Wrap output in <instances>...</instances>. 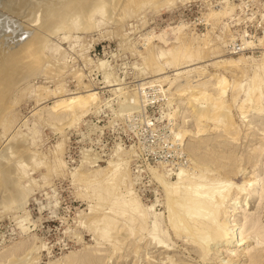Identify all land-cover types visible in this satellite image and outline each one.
<instances>
[{
  "label": "rangeland",
  "instance_id": "obj_1",
  "mask_svg": "<svg viewBox=\"0 0 264 264\" xmlns=\"http://www.w3.org/2000/svg\"><path fill=\"white\" fill-rule=\"evenodd\" d=\"M223 2L224 0H177L170 7L172 10L162 7L157 11L147 6L134 17L127 19L121 25L122 30H115L114 25H108L100 32L79 36L80 40L77 41L71 40L73 48H70L66 42L61 43L56 38H52V42L57 43L67 57L68 72L60 77L61 79H46L41 76L29 82L27 86H19L10 94L11 108L7 114V125L4 129H0V154L3 156L2 153L6 155L9 153L10 155L11 147L13 146V151L14 145L9 147V138L11 139L14 134L22 133L27 134L28 139L34 140L35 147L33 148L36 149L33 150L38 153L36 157L43 155V157L40 156L41 158H36L37 162L45 163L46 161V168L49 165L52 166L57 146L60 144L61 149L64 145L60 154L64 166L58 171L59 173L47 174L44 166L43 168L39 166L34 172H29L30 181L33 179L36 182L31 183L32 188L25 202L26 205L24 204L25 207L23 205L24 208L20 207L22 212L18 208L4 213V210L0 208V264H11L12 261L13 263L17 261L18 264H167L166 257L169 256L173 257L177 264H201L195 258L194 251L186 240H175L170 237L163 208L164 194L161 187L151 178L150 171L154 169L160 172L166 180L172 181L179 169L186 170L190 175L198 174L197 168L193 165L196 162L199 166L203 164L202 167L207 166L206 168H210V171H214L207 176L210 182L230 180L235 185H240L243 181H251L254 176H258V179H262L260 182L264 184V111L260 117L251 113L246 120L253 121L254 125L248 127L247 123L239 118L235 108H232L236 134L213 130L212 124H209L205 133L197 135V128L192 118L194 109L189 108V104L186 105L185 97H177L173 95V90L168 89L169 81L176 78L173 72L165 69L162 77H168V80L161 84L152 83L157 76L152 75L149 68L140 63L142 62L140 58L146 44H150H145L146 38L152 36L149 42H151L152 53L155 54L159 47L167 49L170 45L173 46L172 40H168V43L164 45L155 36L164 34L165 39L170 38L172 29L184 25L185 35H191L190 37L193 36L200 40L206 35L208 40H213V45L216 44L214 46L223 50L222 57L212 60H208L212 58L208 57L207 61L204 60L205 62L200 65L240 55L258 60L264 55V0H227V4ZM215 4L218 8L214 6ZM226 5L234 7L230 15L218 21L207 19L208 9L220 10L227 8ZM150 9L153 10L150 11ZM14 19L20 22L25 21L19 14L14 15ZM28 24L26 23L29 28L31 24ZM226 28L230 31L225 35ZM209 29L212 32H209ZM226 36L231 38L227 39ZM242 39L248 40L252 45L244 48ZM168 44L169 46L166 47ZM80 45L83 46L80 47ZM89 60L90 63L87 64ZM99 61L105 62L100 69L94 66ZM106 70L108 75L110 74L108 77L112 75L113 78L115 77L114 80L116 79L113 84L118 87L113 88H122L123 94H128L126 98L118 92L116 94L111 92L113 88H104V73L101 72H106ZM136 70L139 74L142 71L143 74L139 76ZM205 70L206 75L222 74L219 70L212 69L211 66H207ZM74 72L83 75V83L91 86L95 92L97 91L98 103L75 125L69 127L62 122L49 120L47 110L55 99L48 97L39 100L34 96L33 91L37 86L54 90L59 83H62L67 94H72L77 91L76 82L71 75ZM112 76L109 80L114 81ZM224 76L229 79V74H224ZM178 84L179 82L176 83ZM133 97H137L136 101H138L135 102L137 105L135 103L133 105ZM230 100L228 94L226 98L228 104L231 103ZM134 108H137L139 112L137 113L136 109L135 113ZM181 126L185 127L183 130L191 131L192 134L188 133L182 139L177 138L178 132L176 134V131L178 130L175 128ZM7 140L8 144H6ZM108 161L123 162L122 167L130 175L132 193L143 208L156 203L153 210L157 214L159 237L166 241L172 252L165 253L163 249L154 248L153 242L148 238L143 239L141 244H137V239L133 240L129 237L120 245V254L113 255L112 249L115 245L113 236L116 232L119 233L121 226L126 224L124 218L110 214L111 204L108 205L104 203V200L92 197V190L86 193L83 184L72 181V175L77 170L87 169V172L91 173L94 170L105 168ZM262 164L263 166H260ZM36 183L39 187L34 186ZM101 195L104 196V193L101 192ZM0 196L2 197L1 193ZM92 206L96 208V212L106 214L117 223V225L114 224L112 230L114 232L110 231L111 239L97 238L86 226L89 220V207ZM244 208L248 213L257 214L264 229V198L256 203L252 199ZM16 213V216H20L19 218H15ZM24 218H28L29 223ZM19 219L25 229L28 226L24 232L18 228ZM21 219L24 220L21 221ZM106 221L109 224V219ZM168 233L170 242L167 237ZM136 246L140 247L138 251L142 258L134 257ZM263 246L264 243L261 247ZM252 247V245L244 246L237 252L243 256L244 252ZM216 249L219 250L218 247H212L210 254L217 251ZM86 256H93L94 259L89 261ZM241 259L239 264L249 263L247 256ZM223 262L225 263V260Z\"/></svg>",
  "mask_w": 264,
  "mask_h": 264
},
{
  "label": "bare ground",
  "instance_id": "obj_2",
  "mask_svg": "<svg viewBox=\"0 0 264 264\" xmlns=\"http://www.w3.org/2000/svg\"><path fill=\"white\" fill-rule=\"evenodd\" d=\"M176 1L0 0V129H4L7 125V114H9L11 108L9 96L19 86H27L29 82L41 76H44L46 79H59L68 72L67 57L57 43L54 44L52 42V38H56L61 43L66 42L70 48H73L74 45L70 42L73 39L75 41L80 40L79 36L100 32L108 25H114L115 30H122L121 25L145 7H152L155 11L162 7L169 8L170 10V7ZM225 3L227 4V0H224L223 4ZM216 7L218 8V6ZM153 9H150V11ZM210 9H208L209 12L207 13V19L209 21L221 20L234 11V7L228 6L227 8H221L215 11H212L213 9L210 11ZM18 14L25 19L24 22H20L18 19L13 20L14 15ZM26 23L31 24L29 28ZM205 23L207 22L205 21ZM143 25L145 26V24ZM183 27L184 25L172 29V36L170 38L165 39L164 34L155 36L164 45L168 43V40H172V43H170L173 44V46L170 45L167 49L159 47L155 54L152 53L150 48L151 42L149 41H151L152 36L146 38L145 44H150H146V47L143 49L140 58L142 62L140 63H143L146 68H149V72L152 75L157 76V78L152 80V83L161 84L168 80V77H162L165 69L173 72L176 78L169 81L168 89L173 90V95L177 97H185L187 100L186 105L189 104L190 106L188 107L194 109L193 113L191 112L193 117L192 115L191 117L197 128V135L206 131L207 125L209 124H212L211 127L213 130H221L227 134H231V132L236 134L235 131L237 130H235L232 108H235L239 118L243 122H246L248 127L251 126L253 121L246 120V118L251 113L256 117H260L264 111V55L258 60L240 55L235 58L216 60L200 65L207 61L206 58L208 57H212L208 58V60L222 57L223 50L214 46L216 44L213 45V40H208L206 35L201 40L199 38H193V36L190 37L191 35H185L183 33ZM221 28L222 30L224 29V27ZM209 30V32H212L211 29ZM229 31L227 29L224 31V34H228L227 32ZM225 35L223 36L222 34V37L225 38ZM229 38L231 37H227V39ZM242 44L244 48L252 45L251 42L243 39ZM82 46L80 45V47ZM79 53L81 52L79 51ZM104 61L97 62V65L94 63V66L100 69L105 65ZM89 63L90 60L87 64ZM106 63L108 64L109 62ZM85 66L82 68L85 69ZM207 66L219 70L222 74L206 75L205 69ZM141 72L140 74L142 75L143 73ZM101 73H104V88L118 87L113 84L116 80H114L115 77L113 78L111 75L114 81L109 80L111 76L108 77L110 74L108 75L107 70ZM224 74H229V79ZM71 75L76 82L77 88V91L72 94H67L65 86L62 83H59L54 90L37 86L33 91L34 96L38 97L39 100L48 97L55 99L52 106L47 110V116L50 121L62 122L69 127L75 125L87 112L89 113L91 108H95L98 103L97 91L95 92V89H91V86L83 83V75H80L78 72H74ZM238 75L240 76L238 77ZM177 82H179L178 85H176ZM114 88L111 90L114 94L118 92L124 97L128 95L123 94L124 91L122 92V88ZM228 94L231 99L230 104L226 101ZM132 99L134 101L133 105L135 102L137 103V97H133ZM121 104L123 103L121 102ZM126 108L123 109L126 110ZM136 109L134 111L135 113ZM138 112L139 110L137 109ZM32 113L34 114V112ZM175 126H178V124H175ZM184 128V126L175 128L178 130L176 131V134L178 132V136L175 135L177 138L180 137L182 139L186 134H192L191 131L190 133L188 130H183ZM180 138L179 140H181ZM33 141L32 139H28L27 134H14L13 137L11 136V139L9 138L11 144L8 140L6 142V144L9 143V147L10 145H14V150L12 151V146L10 155L6 150L5 153L8 155L2 153V156L0 154V193L2 195V197L0 196V208L4 210V213L8 210L23 207L32 188L31 183L32 181L34 182L33 179H31L32 181L29 179V172H34L39 166L46 168L45 166L47 164H45V160H43L45 163L41 161L37 162L36 158L43 157V155L40 154L39 157H36L38 153L34 151L36 148H33L35 147ZM62 144L64 143L62 142ZM6 146L10 151L8 145ZM60 146V144L57 146L52 166L49 165L46 168L45 172L47 174H51L52 172L57 173L63 169L64 163L63 159H61L62 155L60 156V154L64 145L61 149ZM253 151L255 152L256 150ZM193 165L197 168L198 174L190 175L186 170L179 169L175 173L174 180L172 181L166 180L160 172L154 171V169L150 171L149 169L151 178L161 187L164 194L163 208L165 211V221L168 225V232L171 234L170 236L168 233V241L169 236L175 240H186V243L194 251L195 258L201 264H239L243 256H247L248 264H264V246L261 247L264 243V229L261 226L257 214L248 213L244 208L248 206L249 201L252 199L255 200V203L263 200L264 184L260 182L262 179L260 180L258 176H254L251 181H243L240 185H235L230 180L210 182L207 176L214 171H210L211 169L206 168L207 166L202 167L204 166L203 164L199 166V164L194 162ZM122 166L123 162L108 161L105 168L94 170L91 173H88L87 169H80L72 175V181L74 180V183L79 182L83 184L86 193L88 190H92V197L104 200V203H108V205L111 204L109 206L110 214L124 218L126 224L123 226L120 225L119 233L116 232L115 236H113V241L115 239L114 249H112L113 255L120 254V245L129 237H132L133 240L137 239V244L143 241V239L148 238L153 242L154 248L158 250L163 249L165 253L172 252L166 241L159 237L160 232L157 214L153 210L156 203H152L146 208L140 205L141 203L138 202L132 193L130 175ZM260 166H263V164ZM37 185L36 183L34 186L39 187ZM247 186L249 187L247 188ZM101 192L104 193V196L101 195ZM257 204L259 205V203ZM95 209L93 206L89 207V220H87L86 226L97 238H110V231L114 229V224L117 225V223L107 217L106 214H99ZM28 218L24 219L28 221ZM24 219H21V221ZM107 219H109V224L106 221ZM18 221L19 223L17 225L21 231L24 232L28 229L27 225L26 229L22 226L20 219ZM249 245L253 246L252 249L249 250L246 248L247 250L243 256L237 252L238 249L244 246L248 247ZM212 247H218L219 250L216 249L217 251H213L214 253L210 254ZM145 248L147 249V247ZM139 249L140 247L138 246L134 249V257L138 259L142 258L139 255ZM92 257L86 256V259L90 261L94 259ZM166 258L167 264H177L173 257L169 256ZM224 260L225 263L223 262ZM14 263L18 264L17 261ZM14 263L12 261L11 264Z\"/></svg>",
  "mask_w": 264,
  "mask_h": 264
}]
</instances>
